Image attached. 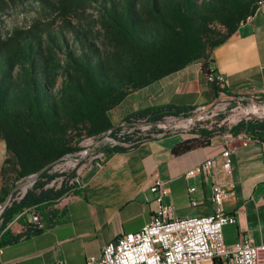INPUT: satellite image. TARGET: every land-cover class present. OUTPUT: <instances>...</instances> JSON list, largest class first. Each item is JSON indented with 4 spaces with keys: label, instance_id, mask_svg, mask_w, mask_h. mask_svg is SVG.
<instances>
[{
    "label": "trees",
    "instance_id": "obj_1",
    "mask_svg": "<svg viewBox=\"0 0 264 264\" xmlns=\"http://www.w3.org/2000/svg\"><path fill=\"white\" fill-rule=\"evenodd\" d=\"M82 1L97 3L98 14L115 41L114 51L102 53L84 34L74 30L75 47L69 46L63 32L51 30L49 25L16 31L0 44V137L19 179L79 152L82 137L100 139L108 133L124 143L150 139L151 134L120 135L122 125L114 127L110 110L121 108L133 92L191 63L200 62L203 75L209 77L212 49L254 14L258 0ZM53 51L61 52L65 64L57 89H53L55 76L49 58ZM215 87L218 96L221 91ZM223 93L229 94L226 90ZM193 110L168 106L159 113L158 109L145 108L127 113L123 119L126 123L157 122L167 117H188ZM225 131L264 142V119L241 120L231 128L199 126L191 132L198 137L178 143L172 153L207 144ZM130 147L113 145L102 151L118 152ZM50 169L21 197L13 195L1 211L0 247L37 233L60 218L54 204L73 192L74 186L67 179L75 172L67 175L59 187H48L60 176L50 173ZM31 209L39 213L40 225L26 221L21 233L12 234L8 224L25 210L31 213ZM25 214L16 220H26Z\"/></svg>",
    "mask_w": 264,
    "mask_h": 264
},
{
    "label": "crops",
    "instance_id": "obj_2",
    "mask_svg": "<svg viewBox=\"0 0 264 264\" xmlns=\"http://www.w3.org/2000/svg\"><path fill=\"white\" fill-rule=\"evenodd\" d=\"M212 73L204 76L201 63L194 62L160 81L133 92L128 113L145 108L164 112L168 106L201 108L217 97L212 80L226 78L225 90L246 100L264 101V6L242 23L210 54ZM214 83V84H213ZM193 110V111H194ZM198 137L191 132H161L118 152H100L75 171L80 185L54 208L60 218L39 232L0 247V264H85L88 256H99L103 246L124 233L139 231L154 209L149 188L155 179L168 189L164 203L176 217L211 215V186L220 181L228 187L223 209L234 223L222 228L226 245L249 234L256 245H264V142L229 132L213 136L207 144L173 154L175 145ZM231 149V168L219 167L220 154ZM207 159L216 161L210 172L188 175ZM194 190L189 192V188ZM195 201V204H192ZM8 224L12 234L21 233L26 218Z\"/></svg>",
    "mask_w": 264,
    "mask_h": 264
},
{
    "label": "rangeland",
    "instance_id": "obj_3",
    "mask_svg": "<svg viewBox=\"0 0 264 264\" xmlns=\"http://www.w3.org/2000/svg\"><path fill=\"white\" fill-rule=\"evenodd\" d=\"M34 25H40L41 27L49 25L51 30H60L63 32L69 46L75 47L72 31L74 30L78 34H84L87 40L97 46L102 53L116 49L115 41L109 33L108 26L103 23L102 18L98 14L96 2L81 0L76 4L74 0H0V44L5 43L14 32L28 29ZM45 46L48 47L47 44ZM49 58L54 71L51 74L55 76L52 83L53 89H57L62 80L60 71L65 67L63 55L60 51H53L49 54ZM232 101H220L210 110L193 120L191 116L198 109L194 110L188 117L164 118L163 121L168 123H162L165 125L164 128L153 126L152 123L148 125V122L143 120L126 124L123 117L128 113L129 102H124L125 104L121 108L111 109L110 114L114 127L122 125L121 135L128 134L133 137L146 136L148 134L154 135L161 132H192L199 126L210 128L212 124L231 128L241 120L264 119V101ZM252 110L256 114L252 113ZM189 119L192 121H187ZM106 135L108 133L100 139L82 137L78 142L81 150L72 154L78 160L64 159L52 166L50 173L56 172L60 176L54 178L47 186L62 184L67 175L77 169H81L89 162L90 158H95L104 148L113 144L112 141L103 140ZM75 144L73 141L72 145L74 146ZM28 178H17L16 167L12 157L6 151L4 141L0 137V202L8 196L6 192L9 193L15 186L22 184ZM30 187L31 185H28L25 189L27 190ZM25 189L20 188L13 195L19 198L24 194ZM32 210L37 212L35 209L30 211ZM25 216L28 220H31L30 213H26ZM14 224L12 226L13 229L18 228L20 220H17Z\"/></svg>",
    "mask_w": 264,
    "mask_h": 264
},
{
    "label": "built area",
    "instance_id": "obj_4",
    "mask_svg": "<svg viewBox=\"0 0 264 264\" xmlns=\"http://www.w3.org/2000/svg\"><path fill=\"white\" fill-rule=\"evenodd\" d=\"M263 6L264 0H258L254 14ZM254 14L246 21H249ZM212 80L221 91L218 96L224 95L226 78L217 75ZM151 123L158 128H164L165 125L162 123L167 122L161 120L147 124L151 125ZM119 134L121 135L122 132ZM237 137L241 138L242 135ZM113 145L115 144L110 146ZM230 154V148H226L220 154L222 161L219 167L226 174L231 168ZM216 164L214 159H207L194 166L188 175L208 173L216 168ZM67 180L70 185H80L77 176ZM149 190L153 194L154 203L150 221L139 231L124 233L109 241L103 246L99 256H88L85 264H264V245L254 244L249 234H243L231 245L224 243L222 228L224 225L234 223L235 218L223 209L224 198L229 192L228 187L222 182L212 183L210 202L214 211L207 216H174L172 206L164 203L168 189L158 179L153 181ZM193 190V187L189 188V192ZM66 199L67 195H64L58 202H64ZM192 204H195V201H192ZM27 211H23L16 219ZM30 214V222L40 225L39 213L32 211Z\"/></svg>",
    "mask_w": 264,
    "mask_h": 264
},
{
    "label": "water",
    "instance_id": "obj_5",
    "mask_svg": "<svg viewBox=\"0 0 264 264\" xmlns=\"http://www.w3.org/2000/svg\"><path fill=\"white\" fill-rule=\"evenodd\" d=\"M241 98L237 97V96H234V95H230V94H225L224 95H221V96H217L212 102L210 103H207L205 104L204 106H202L193 116H191L192 120L197 118V117H200L202 114H204L209 108L213 107L216 103L220 102V101H223V100H239ZM246 100H249L251 102H255V99L253 98H247ZM126 123V122H125ZM126 124H130V123H126ZM117 127V126H116ZM104 139H107V140H110L112 141L115 145H120V146H129V145H132V144H135L136 142H133V143H124V142H120L119 140L113 138V137H110L108 135H106ZM64 159H70V160H75L77 161L78 159L74 158L72 156V154H67L63 157H61L60 159L54 161V162H51L49 164H46L45 166H43L42 168H40L37 172H35L34 174H32L31 176H29V178L27 180H25V182H23L22 184L18 185V186H15L9 193H8V196L2 201L0 202V212L6 207V205L8 204L9 200H10V197L13 195V193H15L18 189L20 188H24L25 186L27 185H33V183L40 177V175L47 171L49 168H51L52 166H54L56 163H58L59 161L61 160H64ZM25 192H26V189H25ZM24 192V193H25Z\"/></svg>",
    "mask_w": 264,
    "mask_h": 264
},
{
    "label": "bare ground",
    "instance_id": "obj_6",
    "mask_svg": "<svg viewBox=\"0 0 264 264\" xmlns=\"http://www.w3.org/2000/svg\"><path fill=\"white\" fill-rule=\"evenodd\" d=\"M252 113L256 114V113L254 112V110H252ZM187 121L191 122L192 120L189 119V120H187ZM27 186H28V185H27ZM27 186H25L24 189H25Z\"/></svg>",
    "mask_w": 264,
    "mask_h": 264
}]
</instances>
